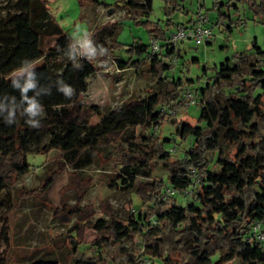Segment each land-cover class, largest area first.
Masks as SVG:
<instances>
[{
	"label": "trees",
	"instance_id": "obj_1",
	"mask_svg": "<svg viewBox=\"0 0 264 264\" xmlns=\"http://www.w3.org/2000/svg\"><path fill=\"white\" fill-rule=\"evenodd\" d=\"M87 1L78 0L81 9ZM164 1L175 4V0ZM227 1L246 3L264 23V0ZM8 3L5 14H0V191L5 192L14 177L29 170L31 152L56 150L65 166L81 170L94 162L102 148H114L122 134L139 128L136 150L125 152L116 185L124 191L136 190L142 203H153L151 211L127 220H98L94 229L100 250L93 259L75 264H102L101 250L111 245L124 255L127 264H143V255L132 254V247L128 250L135 237L147 252L157 249L160 264H264V245L251 236L254 223L264 224V50L253 41L249 52L225 59L209 82L190 91L201 110L196 125H176L174 134L181 140L190 138L191 143L180 157L173 158L165 147L171 139L157 134L169 117L161 108L176 114L185 107L183 93L189 85L168 74L174 65L164 62L170 53L167 48L158 54H152L149 45L127 50L145 54L165 88L110 110L91 126L93 116L100 113L99 106L86 105L81 96L87 78L96 70L92 59H112L120 47L116 39L108 44L101 36L110 26L90 30L78 52L60 26L37 21L46 7L44 1ZM123 9L124 18L148 17L152 0H125ZM115 24L119 26V22ZM149 32L150 39L165 48L167 33L157 28ZM51 38L52 45L47 42ZM177 56L181 57L180 51ZM41 59L45 64L40 68L11 78ZM144 59L128 60L135 65ZM57 62L61 68L53 73L48 64ZM33 105L35 114L29 111ZM156 164L167 170L165 179L153 178ZM139 179L144 180L140 185ZM166 186L173 196H165ZM159 195L172 199L164 211L166 203ZM177 196L189 203L178 206L174 203ZM11 205L7 192L0 199V211L11 209ZM168 248L178 257L173 259ZM6 262L0 255V264Z\"/></svg>",
	"mask_w": 264,
	"mask_h": 264
},
{
	"label": "rangeland",
	"instance_id": "obj_2",
	"mask_svg": "<svg viewBox=\"0 0 264 264\" xmlns=\"http://www.w3.org/2000/svg\"><path fill=\"white\" fill-rule=\"evenodd\" d=\"M41 1L46 3V7L37 21L60 26L73 42L75 51L80 52L84 48L90 30L106 25L110 28L101 31L103 40L110 44L116 39L120 45L112 59L101 56L92 59L96 70L87 78V89L81 96L86 105L99 106L100 113L93 116L91 126L97 125L102 115L130 100L143 99L164 90L165 82L159 78L150 62L144 59L146 55L127 52L135 45H149L150 29L157 28L168 34L177 24L192 22L199 10L207 14V26L212 30V38L197 47L192 42L183 43L181 57L168 73L187 83L189 86L185 88L192 92L209 82L225 59L249 52L253 41L264 50L261 16H256L246 3L237 1L175 0V4L166 5L164 0H152L151 14L137 20L124 18L125 0H89L83 9L78 0ZM8 4V0H0L1 15L5 14ZM117 22L119 26H116ZM47 42L52 45L53 39ZM64 57L68 59V56ZM128 59L144 60L134 65ZM164 62H169L168 57ZM44 64L45 61L41 59L16 71L11 78L21 77ZM48 65L53 73L61 68L58 62ZM224 94L221 93L219 98L223 99ZM200 110L198 103L185 106L174 117H167L160 124L157 134L171 139L165 147L171 151L173 158L180 157L191 143L190 138L181 140L174 134L176 125H196ZM138 133L139 128L129 129L117 139L114 148H102L94 162L81 170L65 166L56 150L29 153V170L22 176L14 177L5 192L0 191V199L8 192L12 200L11 209L0 211V255L6 258V263L53 261L56 264H75L81 259H93L95 252L100 250L97 246L99 235L94 229L98 220H127L136 218L138 214H149L153 203H142L136 190H122V186L116 185L115 178L125 159V152L128 149L136 150L135 137ZM174 146L176 152L172 150ZM133 151L128 152L132 155L135 153ZM166 175L167 170L156 164L153 178L165 179ZM143 181L139 179L138 184ZM160 197L166 203L162 207L164 211L172 199L163 195ZM175 200L174 203L180 207L189 203V199L183 196H177ZM151 223L155 225L156 219L153 218ZM131 243L128 250L132 247V254L143 255V264H160L156 258L157 249L147 252V248L140 247L142 243L137 237ZM168 250L173 259L178 257L172 253V249ZM100 255L105 259L102 264H127L116 246L103 247ZM227 264L239 263L231 261Z\"/></svg>",
	"mask_w": 264,
	"mask_h": 264
},
{
	"label": "built area",
	"instance_id": "obj_3",
	"mask_svg": "<svg viewBox=\"0 0 264 264\" xmlns=\"http://www.w3.org/2000/svg\"><path fill=\"white\" fill-rule=\"evenodd\" d=\"M208 16L202 11H198L195 19L186 25L179 24L170 30L167 34L166 46L161 47L159 41L150 39L149 48L152 54L163 52L166 48L170 52L168 55L169 63L175 65L178 62V51H181V45L185 42H192L194 46H199L202 43H207L213 36L212 30L207 26ZM183 99L186 106H192L197 103L194 94L188 90L183 93ZM162 112H167L169 117H174L175 113L166 110V107L161 108ZM172 150H175L173 147ZM175 193L170 187H165V196H173ZM263 223H254L251 228V236L254 240L264 245V230Z\"/></svg>",
	"mask_w": 264,
	"mask_h": 264
},
{
	"label": "clouds",
	"instance_id": "obj_4",
	"mask_svg": "<svg viewBox=\"0 0 264 264\" xmlns=\"http://www.w3.org/2000/svg\"><path fill=\"white\" fill-rule=\"evenodd\" d=\"M35 107H36V106L33 105V106L29 109V111H30V112H33V114H35V112H34Z\"/></svg>",
	"mask_w": 264,
	"mask_h": 264
}]
</instances>
